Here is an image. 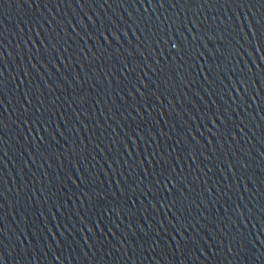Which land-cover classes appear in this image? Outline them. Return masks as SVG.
Masks as SVG:
<instances>
[{"label":"water","instance_id":"1","mask_svg":"<svg viewBox=\"0 0 264 264\" xmlns=\"http://www.w3.org/2000/svg\"><path fill=\"white\" fill-rule=\"evenodd\" d=\"M161 2L0 0L4 264H264V3Z\"/></svg>","mask_w":264,"mask_h":264},{"label":"snow or ice","instance_id":"2","mask_svg":"<svg viewBox=\"0 0 264 264\" xmlns=\"http://www.w3.org/2000/svg\"><path fill=\"white\" fill-rule=\"evenodd\" d=\"M78 2H83V3H86L87 0H78ZM105 2H107V0H105ZM149 3L152 2V0H148ZM157 2L159 3V6L161 8H163L164 4L163 2H161V0H157ZM262 3H264V0H261ZM145 11H147L145 9ZM259 24V31L261 33V39H264V20H261V21H258L257 22ZM250 28H251V25H250ZM253 36L256 35V33H252ZM108 37H104V40L107 41ZM168 41H165V43H167ZM157 43H159V41H157ZM101 47H103L101 45ZM44 48H45V52L48 51V44L44 45ZM52 48H56V45L53 44L52 45ZM172 48L173 49H176L177 52L181 51L182 50V47L181 48H177V44L175 42L172 43ZM64 51H67V49H64ZM180 59H183V57H180ZM132 69L129 67V65L127 63H123V66L121 68V73L123 74L124 72H127V71H131ZM4 85V79H3V69L0 68V87H2ZM145 88H148L149 85H144ZM141 96L144 95V93H140ZM27 101H28V104H31L32 101L31 100H28L27 99V94H25V97H24ZM201 100H203V97H200ZM40 103L42 104L43 101H40ZM215 102H213L214 104ZM209 111H211V109L209 108ZM24 112L27 113L28 112V109H24ZM45 116V112L43 111H40V108H37L35 112H32L31 115H26L24 120H23V123L25 124H28L29 126H32V125H37V124H43V123H50V120H51V117L49 116V119L48 121H44L43 120V117ZM212 116L214 117L213 118H209L207 117V119L209 120V122L211 123V125L213 126V128H216L218 125H219V128H225V122L228 121L230 119V116L226 113V111H220V110H217V112L213 113ZM2 123V122H0ZM38 130V129H37ZM219 130V129H218ZM44 131H47V129L45 128ZM210 131V129H209ZM201 135H203V133H201ZM143 139V137H141ZM45 140V137H40V141L43 142ZM0 143H3V138L0 137ZM177 143H179V141H177ZM209 143H211V141H209ZM152 155V159L151 160H148V163L150 165H152V177H153V185L154 187L156 188H160L161 186H163L164 188H166L169 192H172V191H176V185L172 183L173 180H176L177 179V174H174L175 173V168L172 166L171 162L169 160H165L163 158V156H161V159H156V156L157 154L154 152L151 154ZM169 156H171V153L168 154ZM141 164H143V161H141ZM153 165H155V167H153ZM235 165H229V167H233ZM247 164L246 163H243L241 164V167H246ZM155 168H159L160 171H156ZM209 171H211V169H209ZM145 174H148L147 171L145 170ZM87 177H81V183L83 184L84 183V180L86 179ZM181 184H183L182 181H177ZM74 183V182H73ZM119 183V182H118ZM169 185L171 187H169ZM138 187V185H137ZM76 188L79 189L80 188V185H76ZM152 189L148 188L147 189V192L151 193ZM121 194L123 195V191L121 192ZM82 196L85 197V199L89 202L92 201V196L88 193H81ZM183 195V193H181V196ZM96 196L99 197L101 200H103L107 195L104 194V193H101V192H97L96 193ZM95 205H93L94 207ZM172 206L173 207H177V211H180L182 212L184 210V201L181 199V200H177V199H173L172 201ZM190 207L191 205L189 206V211H190ZM197 207H199V205H197ZM86 211H91V208L89 209H86ZM112 211H115V208H107V209H104L102 210L100 213L101 214H108L109 212L111 213ZM248 212L250 215H253V213L255 212L254 209L252 208H249L248 209ZM260 212L261 213H264V205H262L260 207ZM79 214V213H78ZM118 215L120 214L119 212L117 213ZM241 216H243V213L241 212L240 213ZM173 216H175V214H173ZM177 219H180L179 217H177ZM81 221L83 222L84 221V218H81ZM259 221L261 224H264V215H260L259 217ZM3 223V218L0 217V224ZM96 226H99L98 224ZM69 227H66L67 230H69ZM175 228V226H173ZM71 228V227H70ZM71 231H72V228H71ZM71 231H69V234H71ZM81 232L84 231V228H81L80 229ZM87 231L89 233H92L93 232V227H87ZM109 231H111V229H109ZM0 234H4V228L3 227H0ZM158 234V233H157ZM63 235V233H62ZM87 243V241H85ZM232 242H235L238 244L239 247L243 248L245 247V241H244V238L243 236L241 235L240 237H234L232 241H230V244ZM179 244V242H177ZM264 243V242H262ZM0 244H3V241L0 240ZM228 251L229 252H232V247L229 246L228 248ZM0 264H4V256H3V252L2 250H0Z\"/></svg>","mask_w":264,"mask_h":264}]
</instances>
